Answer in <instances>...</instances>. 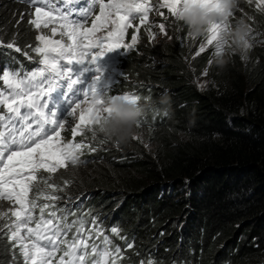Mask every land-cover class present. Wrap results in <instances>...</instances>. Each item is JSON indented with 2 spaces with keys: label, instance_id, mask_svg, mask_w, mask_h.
I'll return each mask as SVG.
<instances>
[{
  "label": "trees",
  "instance_id": "obj_1",
  "mask_svg": "<svg viewBox=\"0 0 264 264\" xmlns=\"http://www.w3.org/2000/svg\"><path fill=\"white\" fill-rule=\"evenodd\" d=\"M29 8L20 0H0L5 42L13 37L22 46L35 42ZM144 37L151 47L129 63L145 62L147 79L169 89L173 120L151 137V156L142 158L135 148L130 155L112 150L109 159L78 175L61 173L56 183L63 187L66 176L69 181L61 196L93 192L79 214L95 215L90 206L97 202L116 208L111 222L134 240L128 251L133 259L264 264V60L246 75L214 71L216 87L202 96L174 41L152 47Z\"/></svg>",
  "mask_w": 264,
  "mask_h": 264
},
{
  "label": "snow or ice",
  "instance_id": "obj_2",
  "mask_svg": "<svg viewBox=\"0 0 264 264\" xmlns=\"http://www.w3.org/2000/svg\"><path fill=\"white\" fill-rule=\"evenodd\" d=\"M20 2H27L32 8L28 23L37 32V43L22 50L15 37L5 42L0 35V50L22 54L34 65L27 69L11 52H0L10 57L0 67V240H6L10 246V264H18L17 256L19 264H121L124 259L121 247L105 234L99 214L91 216L90 212L81 211L76 215L79 205L70 207L74 203L71 198L58 195L69 181H63L62 187L54 175L71 165L62 132L66 127L70 129L71 141L80 150V157L85 149L93 152L108 142L91 127L104 101L96 99L101 76L91 84L83 79L89 71L87 66L96 65L107 53L117 49L129 53L136 50L142 25H147L145 31L150 41L157 32L167 37L165 23L150 22L149 16L155 13L167 19L163 11L166 9L177 20L185 0ZM200 2L216 7L219 0ZM247 2L253 4V0ZM255 8L264 13V0H255ZM133 28L135 34L126 42ZM226 28V24L213 26L195 55L208 48L217 54L223 47L218 34ZM187 36L192 38L188 33ZM249 38H254L251 33ZM29 49L34 56L29 54ZM75 65L85 66L84 72L75 75L71 67ZM62 82H68L69 92L76 86L83 87L82 99L75 102L70 113L75 121L70 124L57 122L54 113L48 110L51 94L63 86ZM112 97L136 101L140 95L126 92ZM78 136L82 137L80 141L76 140ZM82 163L87 162L80 159L79 164ZM61 200H65L63 206L58 205ZM4 202L8 204L6 209ZM108 232L125 240V249L134 247L133 241L120 236L118 226ZM138 264L162 262L149 257Z\"/></svg>",
  "mask_w": 264,
  "mask_h": 264
},
{
  "label": "clouds",
  "instance_id": "obj_3",
  "mask_svg": "<svg viewBox=\"0 0 264 264\" xmlns=\"http://www.w3.org/2000/svg\"><path fill=\"white\" fill-rule=\"evenodd\" d=\"M237 9H242L243 11ZM30 11L29 9L28 12ZM163 11L167 19L158 20L156 14L151 13L149 21H155L156 23L168 22L166 26L168 36L163 35L162 38L157 39L156 37L159 34L157 32L155 39L148 42H151L153 47L162 42L174 41L189 73L190 83L202 96H207L206 92L216 87V82L212 75L214 71L225 72L236 69L241 70L242 74L246 75L252 73L256 64L264 60V13L259 12L255 8V0H253V4L251 5L248 4L247 0H219L216 7H209L201 3L200 0H185L178 11L177 20L171 17L166 9ZM217 24L227 25V28L218 34V40L222 43L223 47L217 54H214L215 50L213 48H208L204 53L196 56L195 53L199 49L200 40L203 43L204 38L209 35L210 30ZM146 28L147 25L141 26L136 50L129 53L126 50L117 49L107 53L96 65L87 66L89 71L84 73L83 79L87 84H91L95 82L97 76H101L97 85V90L100 94L97 93L96 99L104 101L103 105L99 106L102 110L95 116L91 127L96 133L105 137L108 142L104 143L102 148L93 152L85 149L84 154L80 157V150L71 141L70 129L66 127L62 132V136L68 145L70 153L69 163L72 166L70 165L67 169L59 170L54 175L56 182H61L59 180L61 173H65L67 176L78 175L82 170L91 167L95 161L109 159L110 154L108 153L112 150L128 155H130L128 151H133L132 148L140 150L138 145L140 143L139 139L133 140L140 132L138 131V127L141 132H145L143 140H146L147 145H144L148 146V144L152 143L151 137L156 138L159 130L173 120L171 109L168 108L171 104V97L168 95L169 89H161L158 83L147 79L148 72L142 68L146 65L145 62L142 64V67L140 64L137 66L129 63L134 56L141 55L145 57L146 52L151 47L144 41V34L147 35ZM153 31L156 32L157 30L154 28ZM187 33L192 38L188 37ZM250 33L254 37L253 39L249 38ZM133 34H135L134 28L129 30L126 42H130L131 35ZM177 37H181V40H178ZM35 42L37 41L35 40ZM35 42L30 45L34 46ZM17 46L21 47L22 50L26 47L18 43ZM28 51L34 55L30 49ZM71 67L73 73L79 75L81 72H84L85 66L75 65ZM138 67H140V70ZM205 71H207V75H204ZM257 80V76L251 79V86L248 90L255 86L253 83ZM62 83L63 86L51 94L48 110L54 113L53 118L57 122H67L70 124L75 121V117L70 115V113L75 102L82 99L83 87L76 86L69 92L67 88L68 82ZM126 92L139 94V100L133 101L112 97ZM105 93L108 95H104ZM233 114L242 116L240 113ZM65 132H69V135L67 136ZM87 138L89 141L91 140L90 136ZM81 139L82 137H76L77 141ZM93 143L95 144V142ZM152 149L153 146L147 147L145 148L146 152L140 150L137 154L145 158V154L148 156L153 154ZM80 159L87 163L79 164ZM69 171L72 172L69 173ZM67 176L64 177V180H66ZM172 191L173 186L171 185L169 193ZM58 195L61 196L62 193L60 192ZM92 195L93 192L86 190L84 193L70 194L65 196V198L70 197L74 203L69 206L76 207V205H85ZM64 203L65 200H61L58 202V205L63 206ZM97 204L98 202L90 206L93 208V213H95L93 216L99 214L98 220L103 221L102 227L105 229V234L110 235L114 244L121 247L124 256L121 264H138L140 260L146 261L149 257L133 259L128 256L130 249H125V240L108 232V229L117 226L111 222L112 211L116 208L105 209L106 205L103 204L101 207H97ZM7 207V202H4V208L6 209ZM76 215H79V213L76 212ZM118 227L120 236L134 242L129 233H122L120 226ZM1 246L6 247L3 248L4 251H1ZM9 247L6 240H0V264H10L12 256L9 252ZM151 258L157 262H162V264H168L164 260ZM16 260L19 264L20 257L17 256Z\"/></svg>",
  "mask_w": 264,
  "mask_h": 264
},
{
  "label": "rangeland",
  "instance_id": "obj_4",
  "mask_svg": "<svg viewBox=\"0 0 264 264\" xmlns=\"http://www.w3.org/2000/svg\"><path fill=\"white\" fill-rule=\"evenodd\" d=\"M27 14H29V12H27ZM27 16V15H26ZM157 16V19L158 20H162L164 17H160V16H158V15H156ZM29 17V16H28ZM165 25L167 26L168 25V22L167 23H165ZM163 37V35H161V34H158V37H156L157 39H159V38H162ZM202 43V41L200 40V44ZM138 131H140L138 134H137V136L136 137H138L139 138V148H140V150H142V151H145L146 152V150H145V148H149V147H152V143H150V144H148V146H145V145H147V142H146V140H143V137L145 136V132H141V130H140V128L138 127ZM136 137L133 139V140H136ZM133 140H132V142H133ZM145 144V145H144ZM72 171H69V173H71ZM116 204H119L118 202H116ZM113 209V208H112ZM2 248H1V251H4V249L3 248H6L5 246H1Z\"/></svg>",
  "mask_w": 264,
  "mask_h": 264
}]
</instances>
